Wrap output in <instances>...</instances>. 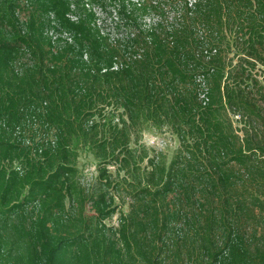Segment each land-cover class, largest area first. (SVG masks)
Returning a JSON list of instances; mask_svg holds the SVG:
<instances>
[{
	"label": "trees",
	"instance_id": "trees-1",
	"mask_svg": "<svg viewBox=\"0 0 264 264\" xmlns=\"http://www.w3.org/2000/svg\"><path fill=\"white\" fill-rule=\"evenodd\" d=\"M190 3L0 0V264H264V0ZM147 123L118 224L72 209L74 145L130 175Z\"/></svg>",
	"mask_w": 264,
	"mask_h": 264
},
{
	"label": "rangeland",
	"instance_id": "rangeland-1",
	"mask_svg": "<svg viewBox=\"0 0 264 264\" xmlns=\"http://www.w3.org/2000/svg\"><path fill=\"white\" fill-rule=\"evenodd\" d=\"M63 32V31H62ZM61 32V33H62ZM65 33L62 36L64 37ZM64 39V38H63ZM30 127L27 128L23 133L19 130L18 137L19 144H23L27 149L34 147L32 141V133L29 132ZM15 134V133H14ZM22 134V135H21ZM140 144L144 146V149L149 154V158L137 163V165H132L134 173H126L125 171H118V164L109 165L107 163H102L99 161L95 155V151L88 145L79 143L74 145V154L71 165L75 168V173H73L69 178L72 183V191L74 192L73 201L67 200V204H72V209L82 208L84 205V210L88 215L98 216L100 213L113 212V217L106 220L109 225L118 224V216L120 212L127 213L131 190L134 188V183H137V170H141L145 173L151 169V160H159L161 165L166 167L169 165L170 160L173 157V153L178 146L177 138L167 132L160 131L154 127L149 126V123L145 124V130L141 135ZM35 150H33V153ZM16 156V155H15ZM15 156L13 158H15ZM11 159L9 155H5L3 162L1 164L4 169L12 174L13 176H19L25 174V162L20 160ZM106 170V173L103 174ZM5 174V172H4ZM125 176V177H124ZM9 177H7L8 179ZM109 179L110 183L107 185L105 180ZM23 183L25 180L21 178ZM109 186V187H108ZM27 185L22 188L20 198L23 197ZM112 195L114 196V201L109 202ZM14 198V197H13ZM72 212V211H71ZM99 239V238H98ZM98 239L95 241L94 245H97ZM90 248L91 245L87 243Z\"/></svg>",
	"mask_w": 264,
	"mask_h": 264
},
{
	"label": "built area",
	"instance_id": "built-area-1",
	"mask_svg": "<svg viewBox=\"0 0 264 264\" xmlns=\"http://www.w3.org/2000/svg\"><path fill=\"white\" fill-rule=\"evenodd\" d=\"M193 1H195V0H190V2L192 3ZM190 3V4H191ZM63 33H65V36L63 37L64 39H67V40H69V41H72V37H71V34L69 33V32H67V31H63L62 33H58V34H56V33H54V32H51V35H52V38L54 39V40H58L57 38L59 37V36H62L63 35ZM198 81L201 83V90H200V98H201V100L203 101V103L205 104L206 102H207V100H208V86H207V84H206V82H205V80H204V78L203 77H200L199 79H198ZM238 118H240V116L239 115H234V119L236 120V119H238Z\"/></svg>",
	"mask_w": 264,
	"mask_h": 264
}]
</instances>
